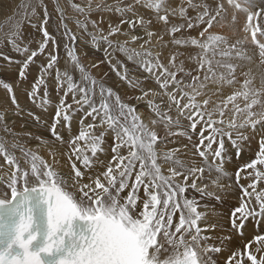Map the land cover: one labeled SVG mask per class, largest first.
I'll return each instance as SVG.
<instances>
[{"label":"snow or ice","instance_id":"snow-or-ice-1","mask_svg":"<svg viewBox=\"0 0 264 264\" xmlns=\"http://www.w3.org/2000/svg\"><path fill=\"white\" fill-rule=\"evenodd\" d=\"M69 3L84 17L73 18L89 38L81 43L103 52L90 67L77 53L78 36L59 0V23L37 0L43 17L31 23L42 36L35 49L32 39L23 43L20 29L37 15L36 5L26 0L16 6L19 20L8 17L11 48L0 51L6 61L0 69L15 66L16 72L11 80L0 76L6 93L0 108L10 102L22 115L17 93L23 92L49 116L50 122L27 112L51 140L31 132L22 138L0 111L12 137L0 136V264H221V256L223 264H264V71L257 88L247 48L255 46L264 68V0H117L95 9L92 0ZM141 8L154 13L160 30ZM98 10L117 14L106 29L89 18ZM214 26L224 34L210 32ZM201 27L198 35H185ZM165 35L170 39L162 43ZM154 40L155 54L145 47ZM137 43L140 50L129 46ZM180 46L199 50L188 57L195 74L177 65ZM61 47L68 57L63 70ZM100 65L107 71L98 79L91 69ZM238 76L242 90L222 95ZM257 136L255 158L241 162ZM173 138L187 142L169 147ZM32 139L36 149L26 144ZM233 159L234 174L225 167ZM189 190L218 205L225 203L221 194L234 193L237 203L226 222L224 213L213 220L201 210L210 205L186 195Z\"/></svg>","mask_w":264,"mask_h":264},{"label":"rangeland","instance_id":"rangeland-1","mask_svg":"<svg viewBox=\"0 0 264 264\" xmlns=\"http://www.w3.org/2000/svg\"><path fill=\"white\" fill-rule=\"evenodd\" d=\"M8 1H10V3ZM18 1L19 0H0V20H2L5 17V15H7V14H9V13L12 12V10H13V8L15 6L14 4H16ZM74 2L81 3V5L84 6V5H86L88 3V0H74ZM125 2H127V0H125ZM180 2H181V0H177V5H179ZM193 2L196 3V2H199V0H193ZM59 3L61 5V7L64 8L65 13H66V16L68 17V20L66 22L68 23L69 28L72 29V31L75 32L77 34V36H78V39H77V42H76L77 43V49L76 50H77V53L80 54L81 60L84 57L83 60H82V62L85 65L89 66V67L91 66V64L93 62H95V60H97V62H95V63H98V61L103 57V52L102 53H96V54L95 53H93V54L91 53L92 55L90 53H88L93 48V46L91 45L90 42L86 46L81 43V40L88 41L89 38L86 35H84L79 29H77L75 23L73 22V18H79V19L83 20L84 17L82 15L76 13L70 7L69 0H59ZM105 3L106 4H109V5H114V4L117 3V0H92V5H93V8L94 9H95V7H96L97 4H101L102 5V4H105ZM44 4L47 5V8H48L49 13L54 18H56V22L59 23L58 13H56V11H55L54 0H44ZM121 6H123V5H121ZM184 6L187 7L186 3L184 4ZM36 13H37L36 16L30 17V21L29 20H24V23H22V26H21V29H20L21 39H22L23 43H28V41L30 39L33 40V43H31L29 45V47L32 48V49H35L38 46L35 43V41L42 38L41 33L39 31H37L36 29H34V28L31 27V23H37L38 21L42 20V17H43V8L40 7V6H38V5H36ZM140 14L143 15L145 19H148V18H152L153 19V26H152L153 27V30H160L161 29V25L155 23L154 13L150 12L147 9L141 8L140 9ZM116 15L117 14L114 13V12H109V11H106V10H102V11L101 10H98V11H93V13L91 14V16L89 18L90 19H93V20H97V21H101L102 20L103 22L101 23L100 26L106 29L107 28L108 21L109 20H114L115 17H116ZM188 15L189 16H195L196 15V12L193 9H188ZM9 16H7V18ZM49 23L52 24V21L50 20ZM53 27H54V25H53ZM124 27L127 28L126 25ZM200 30H202V27L201 28H198V29L190 30L189 32H186L185 35H189V34L190 35H198V32ZM3 31L0 34V51L10 52V48H11V45H10L11 32L10 33H6V31H5V33H6L5 34V33H3ZM50 31H51V28H50ZM89 31H92L91 25H89ZM209 31L212 32V33H216V34L218 32V31H211V29ZM179 35L180 34H177V37L178 38H179ZM169 39H170V37L167 36V35H165L164 42H162V43L168 42ZM69 43H71V42H69ZM129 46L130 47L137 48V50H140L139 49V43H137V44H131ZM100 47L101 48H104V47H106V45L101 44ZM145 47L146 48L150 47L152 49V51H153L154 54L160 50L159 47L156 46V41L155 40L153 41V44L152 45H146ZM247 48H248L250 54L253 56V62L250 65H248V67H250L251 70H252V75L254 74L253 76L255 77V79L253 81V85L255 87L259 88L261 86V83H260V72L261 71H264V68H261V66L259 64L258 50L255 49V46H253V45H247ZM79 50H81V51H79ZM166 50H167V53H166ZM166 50H164L165 51L164 52V55L161 58L162 59V62H164V63L166 62L165 64L168 63V51H169V49L166 48ZM174 50L178 53L177 61H176L177 65H179L181 62H183L185 71L192 70L194 72V69L196 67L195 62L193 60L189 59L188 57L190 55H195L196 52H198L199 50L198 49H192V48H185L183 46L177 47ZM84 53H88L87 55L88 56L91 55V56H89L87 58V55H84ZM10 54L13 56V58L19 59V56L17 54H15V53H10ZM59 57H60L59 67L61 68V70H63L65 61L68 59L67 54L65 53L63 47H61L59 49ZM95 57H96V59H95ZM86 58H87V60H84ZM116 58L123 59L124 57H123L122 54H116ZM88 59H89L90 62L93 59V61L91 62V64H90V62H88ZM5 63H6V61L4 62L3 59H0V65H4ZM104 66L105 65H100L98 69L92 68L91 71L94 74L98 72L99 74L97 73L95 76L97 78L98 77L100 78V75L101 76L103 75L104 70L105 69L107 70L106 66H105V69H104ZM15 72H16L15 66H13L11 69H0V76L7 77V78H9V80H11V79L14 78V75L13 74ZM194 74H195V72H194ZM32 75H35V72L34 71H33ZM30 79H31V76H30ZM115 79H117V78H115V76H113V80H115ZM243 79H244L243 76H238L239 83L235 86V88H231V89L225 88V91L223 90L222 95H230L232 93V91L237 90V89L242 90ZM185 82L187 83L188 81L185 80ZM110 83H111V81H110ZM148 86L149 87H153L154 86L153 88L156 87L154 84H149ZM209 86H211V85H209ZM205 91H207V89H205ZM227 92H229V93L227 94ZM21 93H22V97L23 98H21ZM21 93L18 92L17 94H18V98H19V101L21 103V106L22 107L24 106L23 108L25 110L22 115H15L14 114L13 108L11 107L10 102H6L4 108H0V111H3V110L6 111L7 110L6 111V113H7V115H6V121L8 123L9 128H11L16 133L21 134V137L22 138L24 137V134L25 133L31 132V133H33V135H35V134L36 135L37 134L38 135H42L45 139L51 140V137L46 132L45 126L43 124H39V125L36 124L35 121L31 117H29L27 115V112L29 110L32 111L33 113H35L36 115H39V116L42 115L39 112V110H41V109L38 107V102H37V104L31 103L28 100V98L26 96H24L25 94L23 92H21ZM4 95L6 96L5 90L3 88H0V99H2V97L4 99L5 98ZM202 98H207V97H202ZM202 98L201 97L200 98L197 97L198 100L199 99H202ZM213 99L215 101H217L218 100V97L217 96H213L212 97V100ZM262 99H264V97H262ZM22 101L24 103H22ZM69 102H70V100H69ZM241 106H243V105H241ZM256 110H259V109H256ZM13 115H14V117H13ZM41 117H42V119H44L43 115ZM16 119H23L25 121H22L21 124H18V122H16ZM49 122H50V120H49ZM184 123L186 124L187 122L184 121ZM20 125L22 127L24 126L23 127L24 130L22 129V127ZM75 131H76V129H75ZM0 136H3V137H5L8 140H11L12 139V137L10 135H8L7 133H5L3 131V125L2 124H0ZM258 138L259 137L257 136V138L252 141L253 144H251V145H253L255 151H258V148H256V147H258ZM254 141L256 143H254ZM29 143H31V144H29ZM37 143L39 144V142L37 140H35V139L27 140L26 141L27 146H38ZM17 155H19V153H17ZM251 159H253L251 156H247V155H243L242 154L241 162L248 161V160H251ZM0 162L2 164L4 163L2 158H0ZM233 162L235 163V165H237V162L234 160L231 163L226 164L225 167H229L230 168V166L233 164ZM0 174H2V172ZM241 183H243V182L241 181Z\"/></svg>","mask_w":264,"mask_h":264},{"label":"bare ground","instance_id":"bare-ground-1","mask_svg":"<svg viewBox=\"0 0 264 264\" xmlns=\"http://www.w3.org/2000/svg\"><path fill=\"white\" fill-rule=\"evenodd\" d=\"M9 3H10V1H8ZM22 2H26V0H19L16 4H14L15 6H14V8H13V10H12V12L11 13H9V14H7V15H5V17L2 19V20H0V34H1V32L3 31V33H5V31H6V33H10L11 31H10V24H9V22H8V18H7V16H9V17H13V20H12V23H15V21L16 20H19L20 19V16L19 15H16V11H15V9H16V6L17 5H19V4H21ZM30 2L33 4V5H37V0H30ZM195 2V1H194ZM12 6V5H11ZM21 11H23V10H21ZM24 23V22H23ZM211 31H218L217 32V34H224V32H225V30L224 29H221L220 27H218V26H214V28L213 29H211ZM5 33V34H6ZM82 45V44H81ZM103 47V46H102ZM82 48V47H81ZM165 50H166V48H165ZM79 51H81V50H79ZM165 52V51H164ZM88 53H102L101 51H95L94 50V48H92ZM87 53V54H88ZM166 53H167V50H166ZM91 54V55H92ZM91 55H89V56H91ZM88 55H87V58L89 57ZM95 56V55H94ZM99 56V55H98ZM84 58V57H83ZM83 58H82V60H83ZM87 58L86 59H84V60H87ZM92 58V57H91ZM94 58V57H93ZM95 59H96V57H95ZM93 61V59L91 60V62ZM5 62V61H4ZM88 62H90L89 61V59H88ZM87 62V63H88ZM91 62H90V64H91ZM95 62H97V60H95ZM95 62H93V63H95ZM166 63V62H165ZM256 64V63H255ZM11 69V68H10ZM14 69V68H13ZM95 69H98V68H95ZM104 69H105V66H104ZM190 69V68H189ZM104 71H107L106 69L104 70ZM98 73V72H97ZM97 73H93L94 75H96ZM12 74V73H11ZM99 74V73H98ZM254 75V74H253ZM5 76V75H4ZM100 77H101V75H100ZM99 78V77H98ZM116 78V77H115ZM258 80V79H257ZM154 87V86H153ZM209 87H211V86H209ZM227 88V87H226ZM228 89V88H227ZM229 89H231V88H229ZM237 89V88H236ZM224 91H225V89H224ZM231 91V90H230ZM3 92V91H2ZM19 93H21V92H19ZM229 92H227V94H228ZM6 94V93H5ZM25 96V95H24ZM2 97V96H1ZM4 97H5V95H4ZM20 97V96H19ZM21 98H23L22 97V93H21ZM25 98V97H24ZM200 98V97H199ZM202 98V97H201ZM2 99H3V97H2ZM215 99V98H214ZM213 99V101H215ZM219 99V98H218ZM25 101V100H24ZM218 101V100H217ZM22 103H24L23 101H22ZM30 106V105H29ZM24 107V106H23ZM31 109V108H30ZM32 110V109H31ZM4 111V110H3ZM7 111V110H6ZM52 111V109H49V112H51ZM39 112H40V114H42L43 115V117H44V119H47V120H50V118H49V116L47 115V114H45V113H42V111L41 110H39ZM140 113H141V116H142V118L143 119H146V114H147V110L146 109H144V108H141L140 109ZM41 115V116H42ZM25 116V115H24ZM13 117H14V115H13ZM23 117V116H22ZM26 117V116H25ZM19 118V117H18ZM12 120V119H11ZM22 121H25V120H23V119H16V122H18V124H21V122ZM26 125V124H25ZM21 126V125H20ZM22 127V126H21ZM24 127V126H23ZM23 127H22V129H23ZM21 129V130H22ZM27 129V128H26ZM24 130V129H23ZM26 131V130H25ZM74 131H75V129H74ZM36 132V131H35ZM47 132V131H46ZM36 135V134H35ZM38 135V134H37ZM47 136V135H46ZM257 138V137H256ZM173 139H175V143L174 144H171V145H169V147H179L182 143H186L187 141L186 140H184L183 138H179V139H176V138H173ZM259 139V138H258ZM34 143V142H33ZM254 143H256L255 141H254ZM28 144V143H27ZM29 144H31V143H29ZM38 144V143H37ZM251 144H253V143H251ZM255 146V145H254ZM28 147H30V148H33V149H36L37 148V146H28ZM256 147V146H255ZM256 148H258V147H256ZM39 152H40V154L41 155H43L44 157H45V159H49L50 160V157H49V155H48V150H47V148L46 147H44V146H41L40 148H39ZM255 149H254V147H253V145H251V151H245V153L243 154V155H247V156H251L252 158H255ZM234 161V160H233ZM0 164H2L1 162H0ZM227 168V170L229 171V172H231V173H233L234 174V172H235V168H236V165H235V163L233 162V164L230 166V168L229 167H226ZM1 173V172H0ZM6 178V177H5ZM205 182H208V181H205ZM242 182L243 183H246L245 181H243L242 180ZM198 183V185H199V181L197 182ZM225 183H228V181H225ZM200 186H202V185H200ZM186 195H189L190 197L191 196H196V198L200 201V203H201V205H204V204H208V205H210V207L209 208H207V209H201V210H205V211H207L209 214H210V216H211V218L213 219V220H215L216 218H218L219 216H220V214L221 213H224V219L222 220V222H226V219H227V214H228V209L229 208H231L232 206H234V205H236V203H237V200H236V197H235V194L234 193H230V194H227V195H225V194H221L222 195V198L224 199V201H225V203L223 204V205H218V204H216V202L214 201V199H212V198H204V199H201V197H200V195H199V193H196V192H194V191H192V190H189V192L188 193H186ZM255 233H254V231H253V229H251V228H249L248 229V232H247V236H248V238H251V236L252 235H254ZM254 247H255V245H254ZM226 255V254H225ZM223 259H224V257L223 256H221L220 257V260H221V264H223Z\"/></svg>","mask_w":264,"mask_h":264}]
</instances>
